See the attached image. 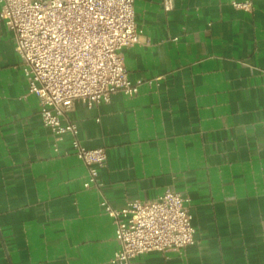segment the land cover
<instances>
[{"label":"crops","instance_id":"crops-1","mask_svg":"<svg viewBox=\"0 0 264 264\" xmlns=\"http://www.w3.org/2000/svg\"><path fill=\"white\" fill-rule=\"evenodd\" d=\"M162 1H134L143 33L121 49L129 77L146 80L139 92L68 112L85 147L106 149L100 187H85L70 136L43 124L1 22L0 264H116L101 200L168 187L189 198L195 241L135 264H264V0Z\"/></svg>","mask_w":264,"mask_h":264},{"label":"built area","instance_id":"built-area-1","mask_svg":"<svg viewBox=\"0 0 264 264\" xmlns=\"http://www.w3.org/2000/svg\"><path fill=\"white\" fill-rule=\"evenodd\" d=\"M135 0H0V25L14 33L28 94L39 99L42 122L55 138L69 135L75 154L88 169L85 187H100L98 167L106 164L104 147L87 148L69 117L76 101L92 107L113 93L137 94L146 81L129 77L121 49L140 42ZM165 10L174 0H163ZM248 9L249 1H234ZM152 83V80H147ZM189 198L168 187L152 199H131L115 207L100 204L115 224L119 248L111 260L135 264L150 251L180 250L195 241Z\"/></svg>","mask_w":264,"mask_h":264}]
</instances>
